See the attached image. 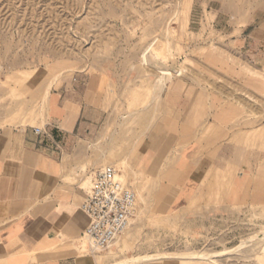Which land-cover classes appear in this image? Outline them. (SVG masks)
<instances>
[{"label": "rangeland", "instance_id": "obj_1", "mask_svg": "<svg viewBox=\"0 0 264 264\" xmlns=\"http://www.w3.org/2000/svg\"><path fill=\"white\" fill-rule=\"evenodd\" d=\"M151 44L174 76L183 69L161 92L157 64L143 62ZM79 71L107 80V105L79 139L88 156L80 187L113 164L138 197L112 245L91 251L80 239L79 253L90 264H264V238L238 247L264 230V0H0V126L36 123L40 104L25 92L31 77ZM172 96L212 120L201 128L216 147L210 182L176 210L158 204L163 175L138 164ZM240 171L256 198L224 204V186ZM156 253L165 257L128 261Z\"/></svg>", "mask_w": 264, "mask_h": 264}, {"label": "crops", "instance_id": "obj_2", "mask_svg": "<svg viewBox=\"0 0 264 264\" xmlns=\"http://www.w3.org/2000/svg\"><path fill=\"white\" fill-rule=\"evenodd\" d=\"M54 73L36 74L26 84L27 99L40 104L35 124L0 126V264L91 263L79 253L78 244L89 223L81 209L85 192L80 187L88 156L79 139L91 131L107 105V80L83 71L72 76ZM162 109L138 164L146 173L163 175L158 204L176 210L210 182L216 147L207 145L201 128L212 120L186 98L172 96ZM223 190L224 204L249 205L256 198L254 180L244 171Z\"/></svg>", "mask_w": 264, "mask_h": 264}, {"label": "built area", "instance_id": "obj_3", "mask_svg": "<svg viewBox=\"0 0 264 264\" xmlns=\"http://www.w3.org/2000/svg\"><path fill=\"white\" fill-rule=\"evenodd\" d=\"M37 133L42 130L36 128ZM84 190V189H83ZM81 209L89 218L81 239L88 240L91 250L106 249L128 226L138 205L137 192L116 165H105L90 176V187L84 190Z\"/></svg>", "mask_w": 264, "mask_h": 264}, {"label": "bare ground", "instance_id": "obj_4", "mask_svg": "<svg viewBox=\"0 0 264 264\" xmlns=\"http://www.w3.org/2000/svg\"><path fill=\"white\" fill-rule=\"evenodd\" d=\"M167 57H168L167 55L163 54L157 47H155L152 44L149 45L145 49V51L143 52V62L145 64H150L152 61L153 62L155 61V63L157 64V69H158L159 75H158V77L156 79V83H155V89H156L155 91L156 92L162 91L163 88L167 85V83L169 81H172V79L174 77V73H173L174 71L166 62ZM182 73H183V69L180 70V68H179V70L176 71V74H182ZM48 93H49V87L47 88V91H46V94H48ZM87 178L89 180L86 179L83 182L84 185L89 183L88 187L85 190H87L90 187V176H87ZM262 238H264V230L259 235H257V236L255 235L254 237H251L250 239H248L245 242L243 241L238 247L239 248L243 247L245 244H247L249 242H252V241H255L258 239H262ZM81 245H82L81 247H83V248L86 247L87 249L91 250V245H90L88 240L82 241ZM91 251H93V250H91ZM160 256L165 257V254L162 255V253H156V254L142 255V256L134 257V259H128V261L129 260L140 261V260H145V259H157V258H160ZM199 256H201L203 258L206 257L202 254L201 255L199 254ZM119 262H121L120 264L123 263L122 260ZM126 262H127V260H126Z\"/></svg>", "mask_w": 264, "mask_h": 264}]
</instances>
